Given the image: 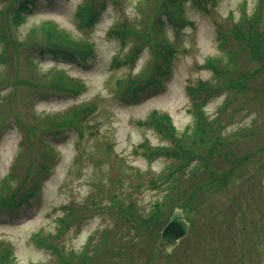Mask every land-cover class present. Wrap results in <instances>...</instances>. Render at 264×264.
<instances>
[{
  "label": "rangeland",
  "instance_id": "rangeland-1",
  "mask_svg": "<svg viewBox=\"0 0 264 264\" xmlns=\"http://www.w3.org/2000/svg\"><path fill=\"white\" fill-rule=\"evenodd\" d=\"M159 1L106 0L98 19L82 28L77 10L88 0H34L23 12L22 20L11 21L13 25L7 34L9 51H15L14 41L23 45L17 56L7 63L0 62L1 73L14 80L63 70L86 84L83 92L72 97L35 93L22 84L17 85L13 101L21 121L31 122L34 113H61L96 99L100 104L94 114L81 122L82 136L69 130L45 137L57 156L49 160L51 169L42 176L38 191L17 208L0 210V242L11 245L16 264H58L46 247L48 244L55 240L60 248L79 251L90 236L104 228L115 231L116 241L130 237L140 244L138 250L135 247L132 251V261L127 264H264V73L257 70V63L245 52L238 51L234 37L237 23L248 30V21L253 22L256 11L260 12L259 30L264 33V0H206L203 8L193 0L184 2L182 8L187 22L177 26L164 18L160 36L176 47L170 63L165 66L170 69L169 74L159 79L155 76L158 80L145 84L133 97L121 96L116 89L117 80L138 75L145 68L150 71L160 63L148 44L143 43L146 40L149 45L158 42L157 36L151 35L156 34L155 18H162L156 11ZM6 7L7 2L0 0V14ZM45 22L57 24L73 39L92 44L94 56L85 61H71L50 54L30 53L28 34ZM118 22L125 26L124 41L109 36L108 30ZM134 45H143L138 57L132 63L121 62L120 66L113 67L112 58L117 56L121 60ZM2 51L0 40V54ZM228 53L234 56L239 70L258 71L253 79L246 81L251 90L232 94L220 88L206 98L203 113L208 119L219 115V106L230 98L232 104L221 113L222 134L232 140L241 128L257 127L259 133L229 145L230 154L226 158L230 162L224 153L214 157L212 169L218 170L215 174L229 173L224 186H198L195 197L187 205L173 206L169 217L179 209L189 228L186 237L169 251V258H165L163 252H159L157 238L137 236L127 222L118 220L116 208L110 206L113 204L111 196L118 194L123 205L134 203L142 215L149 213L156 201L164 199L165 184L159 179V184L150 185V182L161 177L174 160L164 156L147 157L146 153L158 146L172 147V144L170 138L147 126L145 120L154 110L157 114L167 113L177 135L186 130L190 132L195 115L186 87L194 86L197 80L212 86L220 83L222 78H215L204 64L210 58L219 59L223 64ZM26 56L36 63V68L25 64ZM11 86L13 83L8 82L6 87H0V97L8 96ZM37 138L31 135L23 141L24 130L11 119L0 126V179L11 170L18 152L23 157L20 175L29 167L30 179L40 178L38 164L42 158L35 153ZM221 158L226 162H221ZM198 171L205 176L203 170ZM197 181L200 180L197 178ZM10 184L18 186L12 179ZM30 186L27 182L23 190ZM92 197L99 201L98 208L88 201ZM82 204L89 210L82 209ZM71 205L79 218L73 219L71 226L61 231L62 237L56 240L58 219L64 217L68 211L65 207ZM35 235L40 236L41 244L36 242ZM93 247L102 248L97 234L90 249L94 255L92 264L115 261L114 256L104 252L95 254Z\"/></svg>",
  "mask_w": 264,
  "mask_h": 264
},
{
  "label": "trees",
  "instance_id": "trees-1",
  "mask_svg": "<svg viewBox=\"0 0 264 264\" xmlns=\"http://www.w3.org/2000/svg\"><path fill=\"white\" fill-rule=\"evenodd\" d=\"M7 2V7L0 14V40L3 42V51L0 54V62L7 63L12 57L17 56L20 53V47L23 44H17L12 42L14 52L9 51L10 39L7 38V34L13 25V22L18 23L22 20V14L26 9L30 8L34 0H4ZM105 1L102 0L95 3L94 0H88V2L80 5L77 10V16L79 18V26L87 28L91 26L99 17V11L104 8ZM187 0H160L156 6L157 16L162 15V18H155V24L153 30L156 34L151 36H157V43L149 45V41H143L147 43L149 49L153 52L154 57H159L160 63L150 71L145 68L138 75H130L125 79H119L116 81L117 92L123 96H135L143 90L145 84H153L154 80H158L160 76L164 77L169 74L170 69L165 67L167 63H170V56L173 54V48L168 40L164 37L160 39L162 30L164 29V18L170 23L179 26H183L187 21L183 13V3ZM195 4H198L203 8L207 2L206 0H193ZM210 2V1H209ZM141 6L139 5V8ZM147 11V9L145 10ZM12 13L11 19L9 14ZM155 14V13H154ZM253 22L248 21L250 28L248 30L242 29V23H237V29L235 30V41L238 42V51L245 52L247 56L255 61L258 65L257 70L264 73V33L259 30L260 12H255ZM11 15V14H10ZM143 20L147 22L146 17L142 15ZM125 26L116 23L112 28L108 30L109 36L117 39L118 41H124ZM29 46L31 51L40 55L50 54L54 57H61L67 60H88L94 56L93 45L73 39L67 31L61 29L57 24L53 22H45L41 26L34 28L30 31ZM134 35L136 33L134 32ZM149 38L150 34H147ZM153 42V41H152ZM143 45H134L127 50V54L120 60L117 56H114L111 60L113 67L120 66V63L124 64L132 63L133 59L138 56V53ZM173 48V49H172ZM158 49V50H157ZM236 55L238 54L235 51ZM156 54V55H155ZM25 64L31 68L37 67L36 63L29 57H25ZM219 59L210 58L206 59L204 66L209 69L215 78H222L220 83L210 85L202 80H197L194 86H187L186 91L190 98L192 108L195 115V122L191 131H184L179 135L176 134L174 126L171 123V119L167 113L157 114L156 111L150 112L148 119L145 120L147 126H151L157 129L160 133L166 135L171 140L172 147H156L146 153L149 156H164L174 160V163L170 164L166 168V172L160 176L155 177L152 184H165V197L160 201H156L153 204V209L146 215L140 214L136 210L134 203L130 202L123 205V199L118 194L111 196L113 207L116 208V215L118 220L127 222L132 229H134L137 236L147 235L148 238L159 239L160 231L169 219L168 213L173 209L175 205H183L189 203L197 193L198 186H219L222 187L228 181L229 173L220 175L218 170L212 169V164H215L214 157L224 153L225 158L230 154V149L227 148L232 143H237L241 138H249L257 135V127L252 129L241 128L235 132L233 139L225 137L222 134V128L224 126L220 123L221 113L232 104V99H225L219 106V115L213 118H207L203 113V106L206 98L212 97L216 90L223 88L230 91L232 94H244L251 90V87L246 85V81L253 79L257 74V70L250 72L241 71L238 69V65L234 62V56L228 53L227 61L223 64ZM52 72V73H51ZM10 75L0 72V87L5 86L8 82H12V90L8 96L0 97V126L11 119L14 121L20 129L24 130V140L28 139L31 135L38 136L36 145L37 156L42 158L39 162L40 178L30 179V169L26 167L25 173L21 176V170L19 167L22 162V153L18 152V156L15 158V164L11 165V170L0 179V210H12L19 205L26 203L36 192L38 191L42 176L49 172L51 169L50 159L55 157L56 151L52 144L46 140V136H58L69 130L75 131L79 136H82L83 129L81 122L94 114L99 108V102L93 100L89 103L81 104L70 110H66L61 113H53L46 115L33 114L31 122H23L16 114L14 94L17 85L26 86L31 92H49L54 94H60L61 96H77L86 89L84 81L73 78L65 73L63 70H54L46 73H37L30 75L27 78L9 79ZM157 76V78L155 77ZM148 80V81H147ZM151 80V83H148ZM255 92H258L257 90ZM57 94V95H58ZM14 100V101H13ZM31 150L30 147H28ZM57 156V155H56ZM220 159V158H219ZM222 159V158H221ZM228 162L230 160L226 158ZM226 159H222L221 162H226ZM233 162V161H231ZM192 164L194 166H192ZM29 166V165H28ZM199 168L203 170L205 176H201L202 171H198ZM197 172H199L197 175ZM32 173V171H31ZM207 175V176H206ZM159 177V178H158ZM163 178V179H162ZM197 178L201 183L197 181ZM10 179L17 183V187L10 184ZM30 179V181L28 180ZM31 184L25 191L23 187L26 183ZM157 187V186H154ZM167 190V191H166ZM186 198L184 201L182 199ZM127 199V198H125ZM91 206L94 208L99 207V201H95V197L89 198ZM184 202V203H182ZM98 203V204H97ZM82 209L89 210L86 205L82 204ZM86 207V208H85ZM90 207V210L92 209ZM68 211L58 219L59 227L57 229V236L55 239L62 237L61 231H66L72 224V220L79 218L78 213L75 212L74 206H66ZM99 237V245L102 248L93 247L94 253L104 252L108 255L114 256L115 261L112 264H127L131 262L132 251L136 250L135 247L140 248V244L135 241L134 238L125 237L117 239L114 230L102 229L96 231L95 234L90 236L83 248L79 251L74 249L65 250L58 247L55 240L54 243L48 244L46 247L57 258L58 264H92L94 255L90 252L93 244L94 237ZM36 242L41 244L42 239L39 235H35ZM159 249V248H158ZM91 250V251H93ZM161 254V250L159 249ZM91 254V256H90ZM169 254L163 253L165 258H169ZM164 258V259H165ZM0 264H16L13 256V249L10 244L0 242Z\"/></svg>",
  "mask_w": 264,
  "mask_h": 264
},
{
  "label": "water",
  "instance_id": "water-1",
  "mask_svg": "<svg viewBox=\"0 0 264 264\" xmlns=\"http://www.w3.org/2000/svg\"><path fill=\"white\" fill-rule=\"evenodd\" d=\"M188 232V223L183 219L182 212L175 209L160 233L158 247L169 252Z\"/></svg>",
  "mask_w": 264,
  "mask_h": 264
}]
</instances>
